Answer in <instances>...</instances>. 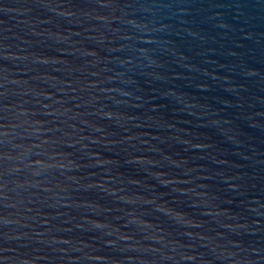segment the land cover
I'll return each mask as SVG.
<instances>
[{"label": "water", "instance_id": "water-1", "mask_svg": "<svg viewBox=\"0 0 264 264\" xmlns=\"http://www.w3.org/2000/svg\"><path fill=\"white\" fill-rule=\"evenodd\" d=\"M0 264H264V0H0Z\"/></svg>", "mask_w": 264, "mask_h": 264}]
</instances>
